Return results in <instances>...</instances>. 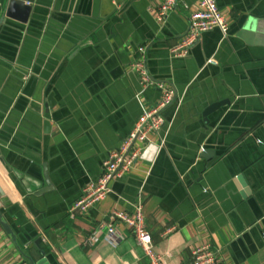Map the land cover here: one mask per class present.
<instances>
[{"label":"crops","instance_id":"1","mask_svg":"<svg viewBox=\"0 0 264 264\" xmlns=\"http://www.w3.org/2000/svg\"><path fill=\"white\" fill-rule=\"evenodd\" d=\"M161 1L35 0L27 23L0 24V213L20 237L17 247L0 223V264H30L26 256L41 264H148L130 228L116 222L121 239L112 244L101 226L112 210L131 212L138 198L162 264H188L203 243L226 264H264V0H216L227 35L201 33L185 57L169 48L185 34L196 0H179L159 24L150 9ZM143 44L151 78L175 89L162 110L165 144L113 180L105 198L71 215L141 113L130 64ZM50 92L56 121L43 135L35 111ZM160 96L153 85L140 98L149 108ZM205 97L230 98L208 125L192 106ZM199 148L220 156L206 162ZM44 165L50 188L37 195ZM35 231L41 240L26 242ZM92 232L99 240L86 244Z\"/></svg>","mask_w":264,"mask_h":264},{"label":"built area","instance_id":"2","mask_svg":"<svg viewBox=\"0 0 264 264\" xmlns=\"http://www.w3.org/2000/svg\"><path fill=\"white\" fill-rule=\"evenodd\" d=\"M179 0H162L159 5L150 9L156 21L161 24L167 15L174 11ZM218 28L223 36L228 31V23L219 11L216 0H196L194 9L189 11L187 16V30L181 39L169 48L173 57H185L188 55L191 46L197 41L201 33ZM144 46L138 47V52L144 53ZM212 58L207 62H213ZM130 68L139 78V84L143 89L156 85L161 90L159 100L151 107L146 108L140 98L141 92L135 95L141 107L133 128L121 141L116 149L110 150L107 158L101 164L100 174L91 179L82 189L81 196L75 200L69 212L73 215L76 211H85L94 203L105 198L111 192V182L122 177L132 167L134 162L141 156L143 150L149 143L159 141L162 146L164 139L158 135V140L152 141L149 135L158 133L164 122L162 115L163 108L169 104L175 94L172 85H165L154 81L146 70L143 58L139 57L130 64ZM122 222L133 233L137 244L143 249L148 258V264H162L161 256L155 251L150 232L146 228L142 212V200L138 198L133 204L131 212L112 210L107 215V220L101 224L105 226V239L116 244L121 235L117 232L115 223ZM99 240V236L92 232L84 242L92 244ZM188 264H226L218 256V249L209 243H203L191 250V260Z\"/></svg>","mask_w":264,"mask_h":264},{"label":"water","instance_id":"3","mask_svg":"<svg viewBox=\"0 0 264 264\" xmlns=\"http://www.w3.org/2000/svg\"><path fill=\"white\" fill-rule=\"evenodd\" d=\"M34 1L35 0H3L2 8L0 10V24L4 23L6 18H11V19L16 20L20 23H27L29 16L31 14L32 3H34ZM226 35H227V33H226ZM139 46H144L146 48V46L144 44L138 45V46H136L137 51H138ZM145 48H144V52H145ZM143 54L138 52V57H141V55H143ZM143 63L145 64V57H143ZM137 80L139 83L138 77H137ZM143 91H144V89L142 90V88L140 86V88L136 92V94L139 92H141V94H143ZM135 95H134V97H135ZM207 97L201 98L200 100H198L192 104L193 108L196 110L200 119L206 125H208L210 122L209 115H211L213 112L217 111L219 108H221L225 105H228L230 103L229 97L214 98V99L207 98ZM174 99H175V94L173 96L172 101L169 104H167L165 107L170 105L174 101ZM55 105H56V100L54 99V92H50L46 96L41 107H39V110L35 111L36 114H38L42 117L40 120V127H41V132L43 135H49L51 133V129H52L51 122L56 121L55 117H53V112H52ZM163 118H164V116H163ZM164 123H165V119H164V122H163L161 128L163 127ZM161 137L164 139L162 146L160 145L159 141H157L156 143H153V142L149 143L145 147V149L143 150V152L141 154L143 158H145L149 161L153 160L156 153L158 151H160L161 148L165 144V137L160 135V138ZM197 156H198V158L204 159L206 162H212L213 163L216 159L219 158L220 155L216 154V151L214 148H199L197 150ZM46 170H47L46 166L44 165L43 166V181L42 182L36 181V190H34L35 191L34 193L37 195L45 193L50 188L49 180H48L47 176H45L46 172H47ZM15 173L18 174V176H19V173L17 171ZM237 180L240 181L241 187L243 189V190H241L240 194L243 197H245V194L250 193V190L247 188V186H246L247 184H246V182L243 181V178L241 175L237 176ZM44 181H45L47 186H43ZM237 187H239V185ZM0 194L1 195L3 194V189L1 188V186H0ZM0 223L2 224L4 229L8 232V234L10 235L14 244L17 247H19V243H18L17 238H20V237L18 236L17 231L13 232L10 225L3 219L1 213H0ZM42 228L45 229L46 226H43ZM40 240H41V236H39L38 233L35 231V232H32L31 234H29L26 237L25 241L37 243ZM26 257L30 260V264H41V262L34 263L30 256H26Z\"/></svg>","mask_w":264,"mask_h":264},{"label":"bare ground","instance_id":"4","mask_svg":"<svg viewBox=\"0 0 264 264\" xmlns=\"http://www.w3.org/2000/svg\"><path fill=\"white\" fill-rule=\"evenodd\" d=\"M2 172H4V171H2Z\"/></svg>","mask_w":264,"mask_h":264}]
</instances>
